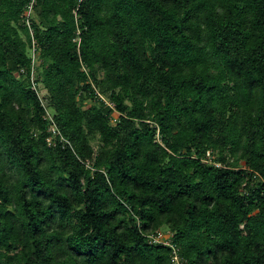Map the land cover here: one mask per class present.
<instances>
[{"label":"trees","instance_id":"trees-1","mask_svg":"<svg viewBox=\"0 0 264 264\" xmlns=\"http://www.w3.org/2000/svg\"><path fill=\"white\" fill-rule=\"evenodd\" d=\"M31 3L69 144L46 145L17 75ZM171 247L264 264V0H0V264H172Z\"/></svg>","mask_w":264,"mask_h":264},{"label":"built area","instance_id":"built-area-1","mask_svg":"<svg viewBox=\"0 0 264 264\" xmlns=\"http://www.w3.org/2000/svg\"><path fill=\"white\" fill-rule=\"evenodd\" d=\"M32 3L29 5L28 10L26 11V25L29 28V32L31 35V47L29 50V57H30V65L27 68H21L18 72V76H23L28 81L29 89L36 95L40 102V106L44 109V113L42 115V118L47 123V133L49 135L45 138V143L48 147H52L55 144V140L58 139L60 143H66L69 144L67 141H65L60 134L53 117L50 113V111L46 108V91L43 89L42 85L36 81V69L39 64L38 60V53L36 50L35 42L32 38V31L29 26V17L32 16ZM111 108H113L112 104H109ZM206 156L208 157V160L210 161V153L207 152ZM149 241L154 244H161L165 246H170L169 242L166 239V235L160 231H157L155 234H150L147 236ZM172 248L171 253V263L172 264H185V262L179 257L177 254V250L174 247Z\"/></svg>","mask_w":264,"mask_h":264},{"label":"rangeland","instance_id":"rangeland-1","mask_svg":"<svg viewBox=\"0 0 264 264\" xmlns=\"http://www.w3.org/2000/svg\"><path fill=\"white\" fill-rule=\"evenodd\" d=\"M90 106V103H88V102H85V105H84V107L86 108V107H89ZM114 117H116V114L114 115ZM94 146H96L95 144H94Z\"/></svg>","mask_w":264,"mask_h":264}]
</instances>
